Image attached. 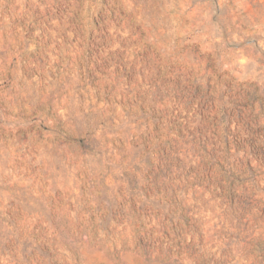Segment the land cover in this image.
Here are the masks:
<instances>
[{"label":"rangeland","instance_id":"1","mask_svg":"<svg viewBox=\"0 0 264 264\" xmlns=\"http://www.w3.org/2000/svg\"><path fill=\"white\" fill-rule=\"evenodd\" d=\"M0 264H264V0H0Z\"/></svg>","mask_w":264,"mask_h":264}]
</instances>
